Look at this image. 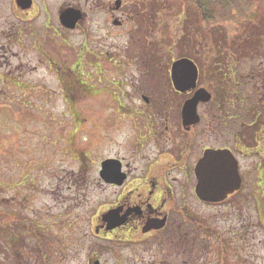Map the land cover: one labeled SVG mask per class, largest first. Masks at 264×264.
Wrapping results in <instances>:
<instances>
[{
    "label": "rangeland",
    "instance_id": "obj_1",
    "mask_svg": "<svg viewBox=\"0 0 264 264\" xmlns=\"http://www.w3.org/2000/svg\"><path fill=\"white\" fill-rule=\"evenodd\" d=\"M33 1L23 9L17 0H0V264H264V137L260 153L237 154L244 187L232 199L203 204L192 190L176 201L188 219L183 231L192 230L185 241L139 244L134 227L115 240L92 231L120 197L135 198L147 169L140 128L151 120L140 117L154 110L142 95L155 98L158 127L177 134L184 127L192 94L176 92L171 65L181 57L199 65L203 56V40L194 50L178 47L187 7L179 16L174 0H122L124 15L113 11L116 0ZM220 1L226 17H234L229 6L240 11L242 28L254 26L251 7L264 11V0ZM69 6L84 15L73 32L59 20ZM117 18L127 21L115 26ZM239 66L246 77L252 73V64ZM202 73L199 88H208ZM213 106L199 105V145L217 144L205 137L222 121L215 134L232 148L239 127ZM110 157L124 162L123 186L101 179V163ZM242 240L255 241L251 252L239 248Z\"/></svg>",
    "mask_w": 264,
    "mask_h": 264
},
{
    "label": "flooded vegetation",
    "instance_id": "obj_2",
    "mask_svg": "<svg viewBox=\"0 0 264 264\" xmlns=\"http://www.w3.org/2000/svg\"><path fill=\"white\" fill-rule=\"evenodd\" d=\"M33 2L32 0V5ZM17 4L19 5L18 0ZM124 6L125 5L122 3L119 9L113 8V11L116 13L121 12L125 15ZM68 8L76 7L69 6ZM126 21L127 20L117 18L114 21V25L122 26ZM78 25L74 29H67L63 25L62 27L66 29L65 31L73 32L77 30ZM134 36L136 37L137 49L139 51L136 56L139 75H137L135 81V89L139 91L138 94L140 96V35ZM130 58L133 60L135 57ZM142 97L145 104L150 105L155 112L153 111L152 114H142L144 116L140 117L144 120H151V124L146 123V125H148L147 127L140 128V154L143 151H147V155H143V159L147 162V169L144 170V172L142 171V174L138 177L135 198L120 197L115 205V207L123 206L120 212L122 217L130 211L126 218L127 224L108 232L106 230V224L102 222L101 217L98 218V213L95 216L98 220H95L92 231L95 232V234L97 233L98 237H103L102 235H104L105 238L115 240L124 229H128V233H130L134 227L139 234V239L137 241L139 244H162L165 240L170 241L171 239L177 241L184 240L189 237L192 230L183 231V221L186 222L188 219L183 220V211L178 208L176 201L186 200L193 191L196 195L197 177L195 169L206 150L228 148L231 149L236 156L240 152H246L240 147V129L234 130L235 145H233L232 148L225 145L224 140L216 136L215 133L220 131V128H216L215 131L212 127L210 128L211 131H209L211 132V136L205 137V139L207 143L213 141L217 144L208 143L209 145L202 146V144L199 145L197 138L198 132L195 128V125H199L200 118L195 119L191 127L184 126L181 128L178 134L175 133V129L171 127L160 128L153 121L160 119V114H158L155 109V98L152 99V97L146 95H142ZM192 131H194L193 135ZM190 134L192 137L188 136ZM199 135L202 134L199 133ZM160 140L167 143L164 145L157 143ZM159 147L162 149H159ZM248 152L251 153L250 151ZM171 168L172 170L178 169L182 175H180V177L173 176L171 174V172H173L170 170ZM200 202L202 203V201ZM261 221L262 224L260 225L263 227L262 230L264 231V219L262 220L261 218ZM256 232L255 230L254 233ZM253 242L255 241L242 240L241 243L243 244L239 248L247 247L250 251L252 246H254ZM97 261L99 260L93 261V263L96 264Z\"/></svg>",
    "mask_w": 264,
    "mask_h": 264
},
{
    "label": "trees",
    "instance_id": "obj_3",
    "mask_svg": "<svg viewBox=\"0 0 264 264\" xmlns=\"http://www.w3.org/2000/svg\"><path fill=\"white\" fill-rule=\"evenodd\" d=\"M167 3L171 4V0ZM172 5L179 10V16L185 7L188 9L178 47L190 50L194 46V50L203 40L202 78L213 93L216 111L223 118L235 120L241 149L256 152V145L264 137V33H258L264 30V11L251 7L254 26L242 28L240 11L235 15L229 6L234 17H226L220 0H174ZM193 35L198 37L195 41ZM246 63L252 64V73L247 77L239 66Z\"/></svg>",
    "mask_w": 264,
    "mask_h": 264
},
{
    "label": "water",
    "instance_id": "obj_4",
    "mask_svg": "<svg viewBox=\"0 0 264 264\" xmlns=\"http://www.w3.org/2000/svg\"><path fill=\"white\" fill-rule=\"evenodd\" d=\"M18 3L28 8L32 5V0H18ZM116 5L119 8L121 1H117ZM82 17L81 10L70 8L61 13L60 21L65 27L73 29ZM198 77V67L192 60L182 58L174 62L172 80L178 91L187 92L195 89ZM210 99L211 94L206 89H199L194 97L186 102L185 122L194 120L197 117L198 104ZM100 175L105 182L110 184L123 185L127 179L123 164L117 159L105 160L102 163ZM196 175L198 178L196 193L205 202L219 203L242 186L238 160L228 149L207 150L196 167ZM122 209V207L111 209L102 215L103 221L108 224L107 230H112L127 222L126 218L130 211L124 217H120L119 213Z\"/></svg>",
    "mask_w": 264,
    "mask_h": 264
}]
</instances>
